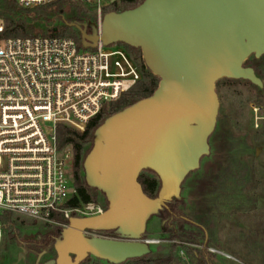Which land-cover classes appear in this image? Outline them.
Segmentation results:
<instances>
[{"label": "water", "instance_id": "95a60500", "mask_svg": "<svg viewBox=\"0 0 264 264\" xmlns=\"http://www.w3.org/2000/svg\"><path fill=\"white\" fill-rule=\"evenodd\" d=\"M69 24L80 30L84 48L99 42L139 48L160 80L150 96L109 115L94 132L85 178L105 194L106 210L72 217L55 241L56 257L40 263L42 252L36 264H80L91 257L120 264L151 252L155 241L143 238L149 218L180 198L185 176L208 153L219 111L217 81L246 79L263 86L244 63L264 55V0H143L105 13L91 32L88 23ZM145 169L161 181L156 198L138 180ZM87 230H113L120 238L90 236Z\"/></svg>", "mask_w": 264, "mask_h": 264}, {"label": "built area", "instance_id": "2783aa9c", "mask_svg": "<svg viewBox=\"0 0 264 264\" xmlns=\"http://www.w3.org/2000/svg\"><path fill=\"white\" fill-rule=\"evenodd\" d=\"M53 1L16 0L24 7ZM75 1L93 5L100 26L105 7L115 0ZM4 31L0 20V242L4 213L64 228L72 217L106 210L96 200L70 204L76 189L64 168L73 154L71 147H58L57 126L83 132L106 103L141 79L118 43L99 42L83 52L70 37H3Z\"/></svg>", "mask_w": 264, "mask_h": 264}, {"label": "rangeland", "instance_id": "374dc122", "mask_svg": "<svg viewBox=\"0 0 264 264\" xmlns=\"http://www.w3.org/2000/svg\"><path fill=\"white\" fill-rule=\"evenodd\" d=\"M81 3L94 8L93 5ZM121 8L119 3L118 10L105 9L104 12L120 11ZM76 14L69 4L61 12L66 21L76 17ZM62 21L60 19L58 24ZM80 50L88 52L93 48L82 47ZM262 82L264 86V80ZM216 91L219 111L215 128L208 138L209 151L180 185L179 195L184 200L177 203L176 211L180 217L176 215L173 225L176 230L183 227L182 233L185 235L186 231L195 230L199 236L195 240H171L167 237L169 230L165 231L160 218L153 214L147 222L144 239L160 242L150 245L151 252L145 255L147 260L174 252L179 260L172 264H264V119L260 118L264 115V102L259 101V90L246 79L221 78L217 81ZM254 107L259 108L258 112ZM89 147L90 144L86 146ZM233 158L248 168L249 183L240 198H235L231 203L224 199L225 203L222 204L218 187L228 184L227 176L222 173L231 168L230 165L234 166L229 163ZM73 165V158L66 160L64 169L71 179ZM141 172L156 176L147 169ZM90 191L96 201L107 204L101 190L92 187ZM218 212H221V216ZM45 229L46 226L41 223L36 227L20 226L18 232L4 227L0 264H36L41 253L29 241ZM111 232L113 230H87L90 236L105 238H112ZM172 245H175V249ZM50 255L55 258L56 252ZM50 255L42 254L39 262H46ZM95 262V257H91L88 264ZM97 264L112 263L103 260Z\"/></svg>", "mask_w": 264, "mask_h": 264}, {"label": "trees", "instance_id": "16d2710c", "mask_svg": "<svg viewBox=\"0 0 264 264\" xmlns=\"http://www.w3.org/2000/svg\"><path fill=\"white\" fill-rule=\"evenodd\" d=\"M142 1L143 0H115L110 3V5L106 6L105 9L118 10L120 3L122 5L120 11H123L139 5ZM81 2L82 1L75 0H55L40 6L24 7L16 2V0H0V20L5 25L3 37H26L38 35L63 36L73 38L78 47L82 48L80 30L75 26H71L69 23L73 20H76L75 22L88 23V32H91L90 25L96 23L97 13L94 8L91 9L89 6L82 5ZM67 4H69L77 13L76 17H71L68 21L64 20L61 16V12ZM60 19L63 21L59 25L58 21ZM55 28H57L56 31H54ZM118 44L127 50L135 64L139 67L141 71V79L135 84V86L123 93L118 99L106 103L100 113L91 118L83 132H78L75 129L62 124L57 126L58 147L60 149L71 147L73 154V184L76 189V195L70 201L72 206L95 201V196L90 191L92 187L87 184L84 171V160L93 145L95 130L104 122L108 115L122 110L139 99L150 96L159 84L160 78L147 69L139 48L132 47L122 42ZM253 57V55L250 56L245 61L244 65L251 66L255 70L257 76L264 80V55L258 60H255ZM251 84L259 90V101L264 102V86L259 87L252 82ZM88 144H90V147L86 148ZM229 163L234 164V166L230 165L231 168L222 173L225 177L227 176L226 180H228V184L226 186L218 187V195H221L223 198L222 204L225 203V200H228L231 203L235 201V198H240L242 191L249 183V172L245 164L234 158ZM147 170L155 174L154 171L150 169ZM138 180L141 183L144 192L149 197H157L161 188V181L157 175L154 177L141 172ZM183 200V197L172 198V200L162 206L159 213L156 215L162 221V227L164 230H169V236L167 237L171 240L177 238L195 240L199 236L195 230L186 231L185 235L182 233L183 227L178 230L173 228L175 217L176 215L179 216L176 211L178 206L177 203H182ZM105 207H108V201ZM219 216H221V212L219 213ZM2 221L5 228H9L14 232H18L20 226L26 225L36 227L37 225L35 222L13 213H4L2 215ZM65 223L68 224V220H66ZM45 226L46 229L44 232L40 233L39 236L29 242L38 249V252L50 255L55 252L54 244L56 239L61 236V230L63 228L50 225ZM143 238H145V235ZM174 246L173 249H175ZM185 248L188 249L187 247ZM51 257H53V255H50V258ZM177 260H179L178 256L175 255L174 252H169L155 260H147L145 256H143L129 259L120 264H172ZM95 261L94 264H97L103 260L95 258ZM88 263L89 259L86 258L80 264Z\"/></svg>", "mask_w": 264, "mask_h": 264}, {"label": "flooded vegetation", "instance_id": "af4514ba", "mask_svg": "<svg viewBox=\"0 0 264 264\" xmlns=\"http://www.w3.org/2000/svg\"><path fill=\"white\" fill-rule=\"evenodd\" d=\"M110 236H112V238H114V239H119L120 237L117 235V234H115L114 232H111L110 233ZM160 241L159 240H157V241H155L153 244H155V243H159ZM74 257V256H73ZM50 259H52V257L51 258H48V260H50ZM48 260H46V261H48Z\"/></svg>", "mask_w": 264, "mask_h": 264}]
</instances>
